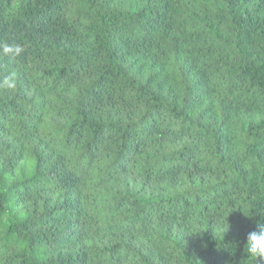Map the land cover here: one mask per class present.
<instances>
[{
    "label": "trees",
    "instance_id": "1",
    "mask_svg": "<svg viewBox=\"0 0 264 264\" xmlns=\"http://www.w3.org/2000/svg\"><path fill=\"white\" fill-rule=\"evenodd\" d=\"M10 37L0 264H264V0H0Z\"/></svg>",
    "mask_w": 264,
    "mask_h": 264
},
{
    "label": "clouds",
    "instance_id": "2",
    "mask_svg": "<svg viewBox=\"0 0 264 264\" xmlns=\"http://www.w3.org/2000/svg\"><path fill=\"white\" fill-rule=\"evenodd\" d=\"M23 52L22 45L11 37L9 42H0V56L8 57L11 60L19 57ZM3 84L8 87L12 86L8 80H5ZM244 252L247 253L251 261H264V223L257 221L255 230L247 234Z\"/></svg>",
    "mask_w": 264,
    "mask_h": 264
}]
</instances>
